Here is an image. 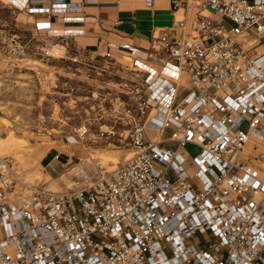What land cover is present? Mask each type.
<instances>
[{
    "label": "built area",
    "instance_id": "obj_1",
    "mask_svg": "<svg viewBox=\"0 0 264 264\" xmlns=\"http://www.w3.org/2000/svg\"><path fill=\"white\" fill-rule=\"evenodd\" d=\"M86 1L28 0L25 9L50 17ZM180 2L191 16L150 43L151 57L174 64L175 80L163 67L148 79L120 65L108 41L72 56L98 74L128 71L102 80L113 90L74 136L84 149L109 139L129 157L113 165L73 150L64 160L53 149L44 171L55 184L67 174L53 188L27 183L0 154V264H264V0H171Z\"/></svg>",
    "mask_w": 264,
    "mask_h": 264
},
{
    "label": "rangeland",
    "instance_id": "obj_2",
    "mask_svg": "<svg viewBox=\"0 0 264 264\" xmlns=\"http://www.w3.org/2000/svg\"><path fill=\"white\" fill-rule=\"evenodd\" d=\"M20 10L0 0V151L12 158L30 184L48 180L49 186L58 188L67 174L55 184L44 173L30 171L33 159L40 158L43 167L53 149L64 152V160L74 150L75 155L86 156L89 152L92 158L103 163L111 160L115 164L127 151L104 138L88 141L90 147L84 149L75 143L74 128L85 118L91 120L90 105L96 108V103L107 96L106 92L113 90L105 87L102 80L119 81L122 79L119 74L127 75L128 71L113 67L117 74L105 75L86 70L72 60L77 44L34 32L33 19L26 18L25 13L19 14ZM213 17L227 26L231 24L221 15ZM27 61H36L45 67L33 66ZM148 135L154 138L157 132L151 131ZM88 138L94 136L86 134L84 140ZM184 151L191 157L197 148L188 143ZM246 151L253 152L250 142ZM130 153L127 151L125 156ZM48 168L57 172L60 166L57 161H51ZM194 168H187L191 175ZM193 181L199 183L196 178Z\"/></svg>",
    "mask_w": 264,
    "mask_h": 264
},
{
    "label": "crops",
    "instance_id": "obj_3",
    "mask_svg": "<svg viewBox=\"0 0 264 264\" xmlns=\"http://www.w3.org/2000/svg\"><path fill=\"white\" fill-rule=\"evenodd\" d=\"M19 14L33 19L34 32L54 38H66L79 47L103 51L105 41L110 43L114 59L124 66H135L152 79L160 67L166 76L175 80L177 70L173 63L150 56L152 35L158 29L170 26L175 17L189 18L194 7L184 2L174 8L171 0H87L76 9L60 11L47 17L42 12L28 13V0H3ZM181 85L186 78L181 76ZM151 132V130H147ZM170 133L167 128L162 135ZM43 162V161H42Z\"/></svg>",
    "mask_w": 264,
    "mask_h": 264
},
{
    "label": "bare ground",
    "instance_id": "obj_4",
    "mask_svg": "<svg viewBox=\"0 0 264 264\" xmlns=\"http://www.w3.org/2000/svg\"><path fill=\"white\" fill-rule=\"evenodd\" d=\"M27 11V10H26ZM28 13H31V12H29V11H27ZM32 14V13H31ZM28 62V61H27ZM28 64H32L33 66L34 65H36V66H39V67H41V68H44L45 66H44V64H42V63H39V62H36V61H33V62H31V61H29L28 62ZM67 145V144H66ZM30 150V148L27 150L26 149V154H28V151ZM0 154H2V152L0 151ZM130 155H131V153H130ZM130 155H127L126 157H129ZM24 156V155H23ZM24 158V157H23ZM107 156L104 158L105 160H107ZM34 160V163H33V165L29 168L30 169V171L31 170H33L36 174H38V173H44L47 177H48V179H49V177H50V175L47 173V172H45L44 171V169H43V167H42V163H41V161H40V158L39 159H33ZM25 161V160H24ZM102 162V161H101ZM105 162V161H104ZM107 162V161H106ZM112 164L114 165V163L112 162ZM32 172V171H31ZM31 172H29L28 173V176L30 175V173ZM22 174V173H21ZM24 175L22 174V177H23ZM63 177V176H62ZM24 178V177H23ZM25 179V178H24ZM25 181L27 182V183H29V181H27L26 179H25Z\"/></svg>",
    "mask_w": 264,
    "mask_h": 264
}]
</instances>
